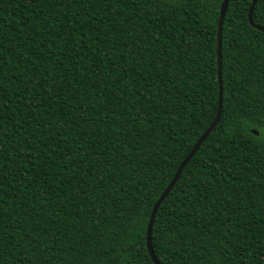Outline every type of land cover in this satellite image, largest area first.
Instances as JSON below:
<instances>
[{"label":"trees","instance_id":"16d2710c","mask_svg":"<svg viewBox=\"0 0 264 264\" xmlns=\"http://www.w3.org/2000/svg\"><path fill=\"white\" fill-rule=\"evenodd\" d=\"M222 1L0 0V264H154L152 208L216 113ZM250 5L228 2L220 118L156 210L159 264H264Z\"/></svg>","mask_w":264,"mask_h":264},{"label":"water","instance_id":"95a60500","mask_svg":"<svg viewBox=\"0 0 264 264\" xmlns=\"http://www.w3.org/2000/svg\"><path fill=\"white\" fill-rule=\"evenodd\" d=\"M229 0H223L220 6V15H219V19H218V25H217V34H216V56H217V78H218V82H219V95H218V104H217V109H216V113L215 116L211 122V124L208 126V128L204 131V133L198 138V140L196 141V143L193 145V147L191 148L190 152L188 153V155L183 159V161L180 163V165L178 166L173 178L171 179L170 183L168 184V186L165 188V190L162 192V194L160 195V197L158 198V200L155 202L152 211L150 213V217H149V221L147 224V230H146V247L148 250V254L152 260V262L154 264H159V262L157 261V259L155 258L154 254H153V250L151 247V240H150V231H149V227L152 226L154 217H155V213L156 210L158 208V206L161 204V202L165 199V197L167 196V194L170 192V190L172 189V187L174 186V184L176 183V181L178 180L181 172L183 171L185 165L187 164V162L195 155V153L197 152L198 148L200 147V145L202 144V142L205 140V138L214 130V128L216 127L219 118H220V113H221V109H222V103H221V79H220V48H221V30H222V22H223V17L227 8ZM256 4V0H251V5L248 11V22L251 25L252 28L259 30L261 32L264 33V28L256 25L253 20H252V10L254 8ZM254 134H257L256 131H253Z\"/></svg>","mask_w":264,"mask_h":264},{"label":"snow or ice","instance_id":"6c2138e0","mask_svg":"<svg viewBox=\"0 0 264 264\" xmlns=\"http://www.w3.org/2000/svg\"><path fill=\"white\" fill-rule=\"evenodd\" d=\"M121 3H123V0H121ZM188 187L189 188L196 189V191H194V192L191 193V195H193V196L197 195V193H199L200 191H203L204 190L203 189V185H201L199 188H197V182L196 181H193ZM184 195L187 197L189 194L188 193H185ZM131 222H133V223L135 222V217L132 218V221ZM162 227L163 226L161 225L160 226L161 230H162ZM169 230H171V229H169ZM149 231L151 233V231H152L151 226L149 227ZM150 240H151V236H150Z\"/></svg>","mask_w":264,"mask_h":264}]
</instances>
